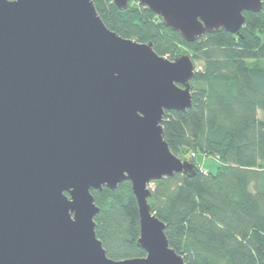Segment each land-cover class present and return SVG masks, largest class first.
I'll return each mask as SVG.
<instances>
[{"label":"water","instance_id":"1","mask_svg":"<svg viewBox=\"0 0 264 264\" xmlns=\"http://www.w3.org/2000/svg\"><path fill=\"white\" fill-rule=\"evenodd\" d=\"M125 9L129 0H112ZM192 42L237 33L262 0H138ZM195 65L109 29L92 0H0V264H186L151 210V184L195 165L163 137L192 106ZM130 181L142 257L113 259L91 190Z\"/></svg>","mask_w":264,"mask_h":264},{"label":"trees","instance_id":"2","mask_svg":"<svg viewBox=\"0 0 264 264\" xmlns=\"http://www.w3.org/2000/svg\"><path fill=\"white\" fill-rule=\"evenodd\" d=\"M104 24L121 36L151 42L168 59L189 53L196 72L192 106L165 110L163 137L196 173L152 182L151 210L165 224L169 245L186 264H264V0L243 11L237 33L222 28L187 42L148 7L129 0H92ZM194 153V155H192ZM198 153L220 161L204 174ZM99 207L95 231L113 259L142 257L139 218L130 181L91 190Z\"/></svg>","mask_w":264,"mask_h":264},{"label":"rangeland","instance_id":"3","mask_svg":"<svg viewBox=\"0 0 264 264\" xmlns=\"http://www.w3.org/2000/svg\"><path fill=\"white\" fill-rule=\"evenodd\" d=\"M258 115L260 118L264 119V113L259 111ZM198 163L206 170L210 172H215L220 161L212 155H204L203 153H198L196 156Z\"/></svg>","mask_w":264,"mask_h":264},{"label":"built area","instance_id":"4","mask_svg":"<svg viewBox=\"0 0 264 264\" xmlns=\"http://www.w3.org/2000/svg\"><path fill=\"white\" fill-rule=\"evenodd\" d=\"M192 155H194V153H192ZM200 170H201L202 173H204V174L207 172L203 167H200Z\"/></svg>","mask_w":264,"mask_h":264}]
</instances>
